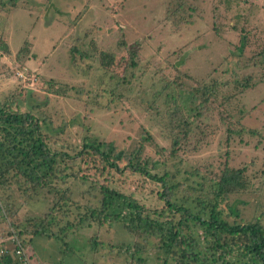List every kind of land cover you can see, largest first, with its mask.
<instances>
[{"label": "rangeland", "instance_id": "rangeland-1", "mask_svg": "<svg viewBox=\"0 0 264 264\" xmlns=\"http://www.w3.org/2000/svg\"><path fill=\"white\" fill-rule=\"evenodd\" d=\"M23 45L27 53L19 59ZM130 52L136 64L120 66ZM107 53L114 60L109 70L100 63ZM188 77L230 80L225 91L235 97L226 105L213 103L210 114L198 109L202 114L192 118L199 126L173 150L165 101L191 106L184 95L192 86ZM236 80L249 85L243 89ZM56 87L65 90L58 94ZM0 103L45 118L47 133L60 139L51 140L52 146L71 153L87 136L112 142L118 151L139 147L142 160L159 174L244 168L249 186L229 196L222 213L230 221L255 218L264 224V0L0 3ZM83 169L90 175L66 174L62 184L81 209L72 207L73 214L61 222L70 221L65 230L54 228L58 235L33 236V264H131L134 237L122 223L79 218L85 204H101L98 189L91 187L96 170ZM110 176L115 188L141 203L162 204L152 191L159 184L139 174ZM25 196L17 192L10 199L18 219L44 214L54 201L47 189L29 200ZM0 207L1 238L16 227H10L1 198ZM5 239L13 248L7 234Z\"/></svg>", "mask_w": 264, "mask_h": 264}, {"label": "trees", "instance_id": "trees-1", "mask_svg": "<svg viewBox=\"0 0 264 264\" xmlns=\"http://www.w3.org/2000/svg\"><path fill=\"white\" fill-rule=\"evenodd\" d=\"M6 1L14 2L0 0L1 5ZM26 53V45H23L17 58ZM129 56L131 59L126 57L118 64L122 67L130 62L136 64L134 53L130 52ZM100 63L109 70L114 60L107 53L101 56ZM188 79L192 81L191 88L181 89L191 106L185 108L176 100L165 101L168 106L166 128L172 136L173 150L188 140L199 126L195 117L202 113L198 109L210 114L213 103L226 105L235 97V92L225 91L230 80ZM235 82L243 89L249 85L248 81ZM63 90L65 87L53 89L58 94ZM48 130L46 119H40L31 109L19 110L11 104L0 103V198L5 201L12 220L10 227H16L28 253L32 249L33 236L58 235L54 228L58 227L59 232L65 230L70 221L64 225L61 222L73 214L72 207L81 209L82 206L72 199L71 188L62 184L66 182V174L76 178L90 175L83 172V167L89 165L96 170L92 173L97 177L91 179V187L98 189H95L96 196L99 195L101 204H85L84 212L78 210L79 218L122 223L134 237L133 245L129 246L131 264H264V224L255 218L247 222L230 221L222 213L226 211L223 204H229V196L245 192L249 186L244 168L224 167L214 175L198 169L191 170L186 176L168 169L159 174L151 171L148 162L142 160L139 147L118 151L112 142L86 136L71 153L53 147L51 140L59 138L50 136ZM115 173L139 174L144 181L159 184L160 188L152 191L162 204L147 206L134 195L115 188L110 178ZM43 189L54 196L49 210L38 216L18 219V210L10 200L14 194L22 193L29 200ZM87 192L91 193V188ZM0 218L4 219L2 207ZM74 227L78 228L79 224ZM6 234L9 237L11 230L6 229L1 234L2 244L8 247Z\"/></svg>", "mask_w": 264, "mask_h": 264}, {"label": "built area", "instance_id": "built-area-1", "mask_svg": "<svg viewBox=\"0 0 264 264\" xmlns=\"http://www.w3.org/2000/svg\"><path fill=\"white\" fill-rule=\"evenodd\" d=\"M11 232L9 239L14 245L13 248L4 246L2 238H0V264H33L29 253L22 244L21 238L15 230H11Z\"/></svg>", "mask_w": 264, "mask_h": 264}]
</instances>
